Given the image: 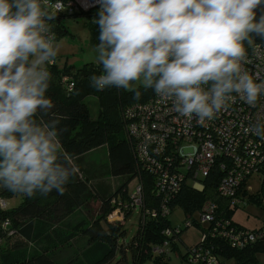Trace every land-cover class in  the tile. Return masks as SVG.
I'll list each match as a JSON object with an SVG mask.
<instances>
[{"label": "clouds", "instance_id": "1", "mask_svg": "<svg viewBox=\"0 0 264 264\" xmlns=\"http://www.w3.org/2000/svg\"><path fill=\"white\" fill-rule=\"evenodd\" d=\"M100 75L96 91L130 90L133 81L174 101L175 111L203 124L229 106L236 93L255 107L264 93L242 67L250 34L264 40V0H95ZM56 0H0V188L21 197L63 195L79 169L57 139L59 118L41 125L59 44L49 22ZM49 9H52L49 11ZM207 86V87H205ZM141 93L134 91V99ZM249 131L264 137V124Z\"/></svg>", "mask_w": 264, "mask_h": 264}, {"label": "trees", "instance_id": "2", "mask_svg": "<svg viewBox=\"0 0 264 264\" xmlns=\"http://www.w3.org/2000/svg\"><path fill=\"white\" fill-rule=\"evenodd\" d=\"M79 16H85L88 19L87 27L91 33V42L97 47L99 26L93 19L98 18V10L74 16L56 15V18L49 22L51 31L55 33L56 39L68 34L63 19ZM250 38L253 43L264 41L253 34H250ZM244 46L245 49H248L250 45L245 41ZM49 65L46 66L50 73L49 88L45 95L51 98L55 107L48 115H44L38 110L34 119L43 125L53 118H59L57 139L61 145L60 151L71 159L79 171L72 177L63 195L53 191L47 195L36 193L33 197L28 198L14 195L0 188V202H6L4 207L0 205V264H118L121 262L128 264L126 257L128 252L131 256L130 264H173L171 259L174 257L193 264L189 255L191 249L197 247L201 248L202 254L206 252L208 256H214L218 264H225V261H233L234 264H262L258 256L264 255V225L248 229L232 219L231 211L235 210L237 205L230 206L227 199L218 195L217 184L224 172L217 170L211 171L208 176L200 179L204 184L202 191L191 189L188 184L182 186L179 192L166 203L169 214L175 206L180 207L185 216L195 214L204 202L212 201L217 204L215 219H228L233 225V227L229 226L227 231L234 228V233L245 230L262 232V237L239 248L233 246V240L229 237H223L217 232L212 234L214 223L200 225L192 218L191 225L196 224L202 228L199 242L189 247L184 255H180L178 246L181 243L182 233L187 228L186 220H184L177 239L168 238L170 239L171 255H156L152 254L149 249L164 242L165 237L162 232L164 228L172 225L168 216H161L160 213H157L155 218H145L142 224L137 211L136 233L128 244L121 243L120 241L125 237L123 226L127 215L119 222L114 223H109L107 218L119 205L129 202L128 184L133 178L138 177L133 149L124 133L125 120L122 112L129 105L149 100L154 89H146L141 85L133 86L136 82L133 81L130 84V90L111 87L104 91H96L90 86V77L103 72V66L99 61L85 63L80 67L64 64L59 68L54 62ZM64 77H67L66 82H62ZM70 82H73L74 87L68 91L66 85ZM134 91L141 93L139 100L133 98ZM91 95L97 99L98 110L95 117L90 115L89 108L85 103V99ZM102 146L107 148L109 174L112 177L124 179L114 191L108 186L103 188L98 185L94 187L95 194L91 195L87 180L81 178L79 162L84 155ZM262 174H264V170H262ZM140 179L144 188V208L158 210L161 202L154 193L152 177L142 173ZM245 191L242 190L241 195H246L249 202L254 201L260 209H264V201L258 194H247ZM260 191L264 195L261 185ZM90 195L99 201L98 216L88 226L84 227L82 222L77 224L80 235L87 238L88 246L80 259L59 262L52 255L49 246L55 240L53 235L60 238L56 232V226H62L64 219L75 208L86 203ZM12 198H19V203L15 207L8 208L7 200ZM5 222L8 224L3 227ZM66 224L67 227L71 226L69 223ZM206 230L211 231L205 234L208 232ZM204 235L205 239L203 240ZM71 238V235L67 236L65 241H69ZM41 242H44L45 246L39 247L32 253L25 250L27 244L37 246ZM118 253L120 256L119 259H116Z\"/></svg>", "mask_w": 264, "mask_h": 264}, {"label": "built area", "instance_id": "3", "mask_svg": "<svg viewBox=\"0 0 264 264\" xmlns=\"http://www.w3.org/2000/svg\"><path fill=\"white\" fill-rule=\"evenodd\" d=\"M61 2L65 7L56 15L74 16L98 10L95 0ZM51 3L55 4L56 0H51ZM246 52L248 62L242 63V67L253 76L255 82L264 83V41L253 43ZM66 81L67 77H64L62 82ZM73 87V82L66 85L68 91ZM231 95L234 99L229 101V106L203 124L198 123L195 118L188 119L178 114L174 109L173 99L162 97L155 91L146 102L124 108V133L133 149L138 177L129 193V202L119 205L108 218L116 210L124 214L134 209L139 212L142 224L145 218H155L157 213L168 216L166 203L180 188L188 184L191 189L202 191L204 184L200 179L213 170L224 172L220 176L216 191L220 197L229 201L230 206L244 202L240 197L244 183L255 174L261 176L260 185L264 192V137L248 130L253 123L264 124V93L259 96L255 107H250L236 93ZM142 173L153 179L154 193L161 202L158 210L143 206L144 188L140 179ZM5 204L4 201L0 202L2 207ZM216 210V203L204 202L198 212L186 216L185 226L191 225L192 218L200 225L214 223L211 233L217 232L223 237H229L233 240V246L239 248L262 237V232L245 230L234 233V228L227 231L233 225L228 219L216 220ZM7 224L5 222L3 227ZM206 231L208 232H204L205 234L211 230ZM162 233L164 242L153 246L149 251L156 255H171L169 240L177 239L181 228L179 225L167 227ZM202 239H205V235ZM189 257L193 264H218L214 256H208L206 252L202 254L200 247L192 248Z\"/></svg>", "mask_w": 264, "mask_h": 264}, {"label": "rangeland", "instance_id": "4", "mask_svg": "<svg viewBox=\"0 0 264 264\" xmlns=\"http://www.w3.org/2000/svg\"><path fill=\"white\" fill-rule=\"evenodd\" d=\"M88 19L85 16H79L76 18L67 17L63 19V24L68 30V34H65L58 39H55L54 43L59 44V51L57 56L54 58V63L57 67L61 68L64 64L73 65L80 67L85 63L98 62V53L96 48L91 42V33L87 27ZM45 66H50L46 64ZM142 84V81H136L133 86ZM90 115L95 117L98 105L95 96H88L85 99ZM81 165V178L87 180L90 187L91 195H94L95 186L105 187L108 186L112 191L121 184L124 178H115L109 174V162L107 157V148L102 146L96 150H92L80 160ZM260 180L261 176L255 174L251 176L246 184L244 190L247 194H258L261 199H264V195L260 191ZM136 178L132 179L128 184V193L133 190V186L136 184ZM89 196L86 203L82 206L75 208L72 213L64 219L62 226L57 225V234L60 238H56L53 235L54 242L49 245L51 253L54 258L59 262H65L69 259H80L84 250L88 246V240L82 237L79 232L78 223L82 222L84 227L88 226L94 219L97 218L99 213V201L95 197ZM241 198L245 201L239 203L235 210L231 211L232 219L240 224L241 226L254 229L264 225V209H260L258 205L252 201L247 200L246 195H241ZM7 207H15L19 203V198H12L7 200ZM127 215V219L124 223L125 237L120 241L123 244H128L136 233L138 212L134 209L131 212L126 211L124 214L120 210H116L108 219L109 223L119 222L124 216ZM192 215V214H190ZM186 216H189L186 215ZM183 210L175 206L171 209L168 219L172 226H183L186 218ZM71 225L67 227V224ZM51 231V228H50ZM202 234V228L199 225L192 224L187 227L181 236V243H179L180 255H184L189 247L194 246L199 242ZM72 236L69 241H65L67 236ZM14 240V239H13ZM12 240V241H13ZM45 246L44 242L40 245L27 244L25 250L28 253L37 250L39 247ZM119 253L116 255V259H119ZM128 264H130V253H127ZM259 260L264 264V255H259ZM171 263L173 264H188L184 259L172 258ZM118 264H122L118 263ZM225 264H234L233 261H225Z\"/></svg>", "mask_w": 264, "mask_h": 264}]
</instances>
